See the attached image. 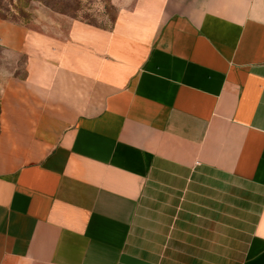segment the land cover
Returning <instances> with one entry per match:
<instances>
[{
    "label": "crops",
    "instance_id": "crops-1",
    "mask_svg": "<svg viewBox=\"0 0 264 264\" xmlns=\"http://www.w3.org/2000/svg\"><path fill=\"white\" fill-rule=\"evenodd\" d=\"M67 23L0 35V264H264V0Z\"/></svg>",
    "mask_w": 264,
    "mask_h": 264
},
{
    "label": "rangeland",
    "instance_id": "rangeland-1",
    "mask_svg": "<svg viewBox=\"0 0 264 264\" xmlns=\"http://www.w3.org/2000/svg\"><path fill=\"white\" fill-rule=\"evenodd\" d=\"M126 0H2L0 35L28 28H65L70 20H84L99 25H111ZM57 2V3H56ZM2 40L0 38V45ZM12 61L0 47V67ZM6 62V63H5ZM11 63V65H10ZM14 70L21 66L10 62ZM19 70V69H17Z\"/></svg>",
    "mask_w": 264,
    "mask_h": 264
},
{
    "label": "trees",
    "instance_id": "trees-1",
    "mask_svg": "<svg viewBox=\"0 0 264 264\" xmlns=\"http://www.w3.org/2000/svg\"><path fill=\"white\" fill-rule=\"evenodd\" d=\"M42 2H44V3H46L48 6H51V4L50 3H47V2H45V0H41ZM1 2H2V0H0V6H1ZM57 3V2H56Z\"/></svg>",
    "mask_w": 264,
    "mask_h": 264
}]
</instances>
